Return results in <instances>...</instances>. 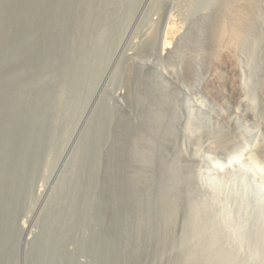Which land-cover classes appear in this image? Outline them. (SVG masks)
<instances>
[{"label":"rangeland","instance_id":"obj_1","mask_svg":"<svg viewBox=\"0 0 264 264\" xmlns=\"http://www.w3.org/2000/svg\"><path fill=\"white\" fill-rule=\"evenodd\" d=\"M245 1L0 0V264H264V0ZM239 14L231 76L214 41Z\"/></svg>","mask_w":264,"mask_h":264},{"label":"bare ground","instance_id":"obj_2","mask_svg":"<svg viewBox=\"0 0 264 264\" xmlns=\"http://www.w3.org/2000/svg\"><path fill=\"white\" fill-rule=\"evenodd\" d=\"M251 1L250 0H246L245 2H244V6L245 7H247V8H249L248 6H250V3ZM228 6V5H227ZM244 6H243V8H244ZM262 6V5H261ZM226 7V6H225ZM258 7H259V5H258ZM234 8H236V7H234ZM241 8V7H240ZM222 9V8H221ZM239 9V8H238ZM245 9V8H244ZM245 11V10H244ZM252 11H254V10H252ZM229 12H231V11H229ZM224 13H226V11L224 12ZM235 13V12H234ZM222 14V13H221ZM229 14V13H228ZM225 15V14H224ZM227 15V14H226ZM236 15V14H235ZM228 16V15H227ZM231 16V15H230ZM240 16H245V15H241V14H239V17H235L234 18V23L232 24V22H233V20L231 21V19H230V23H228V21H224V17H223V20L221 21V17H219V19L220 20H218L219 22H218V26H217V28H216V31H217V36H216V40L214 41L215 42V46L217 45V47L220 49V48H222L223 46V44H224V47H223V49L221 50V51H219L218 50V48H217V50H216V53H221V55H223L224 56V54H226L227 52V50H228V52L229 51H231L230 49L231 48H226V47H230L229 45H231L232 46V44H236L237 42V40L239 39V38H241V25H242V20H240ZM234 17V16H233ZM228 18H229V16H228ZM257 18V17H256ZM225 19H227L226 17H225ZM245 21V20H244ZM249 22V21H248ZM249 24V23H248ZM243 26V25H242ZM172 32H173V28L171 27L169 30H167L166 31V34H165V37H164V40H163V44H162V46H161V48H162V50L163 51H169L170 50V44H171V40H170V38H171V35H172ZM222 46V47H221ZM223 50H226V51H224V52H226V53H224V52H222ZM218 51V52H217ZM213 52V51H212ZM213 53H215V52H213ZM215 53V54H216ZM223 53V54H222ZM231 53V52H230ZM230 53L228 54V56H227V58H225L226 60H225V62H222V61H224V59H222V61H221V59L219 60V61H221L222 63H230V65H229V67L227 68V69H229V72L232 74H230L231 76H234L235 74H234V72L236 71V68H235V65H236V62L237 61H235V57H233V54L232 55H230ZM213 55V58H214V56H216V55ZM226 54V55H227ZM221 55H220V58H222L221 57ZM217 56H219V55H217ZM225 57V56H224ZM223 57V58H224ZM216 59H217V57H216ZM219 59V58H218ZM216 61H218V60H216ZM216 63V62H215ZM220 63V62H219ZM219 63H217V64H219ZM240 63V62H239ZM223 65V64H222ZM219 67H220V64L218 65ZM218 67V68H219ZM220 69V68H219ZM218 71H220V70H218ZM221 71H223V70H221ZM220 71V72H221ZM228 72V71H227ZM226 73V72H225ZM217 74V73H216ZM234 74V75H233ZM217 75H219V74H217ZM237 75V74H236ZM227 80V79H226ZM164 103V102H163ZM160 105V104H159ZM157 112V111H156ZM72 113V112H71ZM160 121V120H159ZM73 122V121H72ZM219 132V131H218ZM217 133V132H216ZM217 135V134H216ZM214 142V141H213ZM212 142V143H213ZM263 148V147H262ZM254 150V149H253ZM261 152V151H260ZM264 151H262V153H263ZM231 155V154H230ZM263 155V154H262ZM264 158V157H263ZM240 159V154L238 153V154H234L233 156H231L230 157V159H229V165H234L235 163H237V161ZM223 164V163H222ZM263 169V168H262ZM260 167L258 168V170H257V173H258V175H260L261 177L263 176V174H264V169L262 170ZM253 180V179H252ZM215 183H216V180H215ZM137 188V187H136ZM172 191V190H171ZM168 200V199H167ZM213 210V209H212ZM262 209H260V211H261ZM174 211V210H173ZM259 213H261V212H259ZM173 214V213H172ZM214 214V213H213ZM166 215V214H165ZM234 215L235 214H233V217H234ZM252 215V214H251ZM254 215V214H253ZM213 216V215H212ZM236 216V215H235ZM232 217V216H231ZM232 217V218H233ZM252 217V216H251ZM251 217H249V219L251 218ZM237 218V217H236ZM173 219V218H172ZM175 219V218H174ZM241 220V219H240ZM206 221V220H205ZM242 221V220H241ZM220 222H223V221H220ZM219 223V222H218ZM244 225H248V226H251V228H252V230L251 231H253L254 232V230H255V232H256V229L258 228L257 227V225H261L259 222H257V220H255V219H250V221H247V222H245V223H243ZM171 225V224H170ZM234 225H242V223L240 224V223H237V222H234ZM172 226V225H171ZM229 227V226H228ZM233 227H236V226H233ZM254 227V228H253ZM239 228V227H238ZM244 228V227H243ZM249 229V228H248ZM160 230V229H159ZM244 231V230H243ZM211 232V231H210ZM239 232V231H238ZM240 233V232H239ZM252 233V232H251ZM250 233V235L252 236V234ZM260 233V232H259ZM242 234V233H241ZM244 234V233H243ZM246 234V233H245ZM258 234V233H257ZM234 235H236V232H235V234ZM248 235V234H247ZM238 236V235H237ZM257 236V235H256ZM258 236H260V235H258ZM245 236H243V235H241L240 237H238L239 239H242V238H244ZM248 237V236H247ZM234 238H235V236H234ZM250 238H252V237H250ZM264 238V237H263ZM262 239V238H261ZM260 239V240H261ZM220 240H222V239H220ZM247 240V239H246ZM255 240H258V239H255V237H254V241H251L252 243H256L257 241H255ZM260 240H259V242H260ZM235 242V241H234ZM240 242V241H239ZM249 242V241H248ZM254 245V244H253ZM252 247V246H251ZM250 247V248H251ZM253 248V247H252ZM252 250V249H251ZM216 256V255H215ZM247 257V256H246ZM203 258H204V256H203ZM213 258H214V256H213ZM218 259V258H217ZM244 259V258H243ZM250 259V258H249ZM252 259V258H251ZM214 260V259H213ZM205 261H207V260H205ZM238 262V261H237ZM219 263V262H218ZM229 263V262H228ZM205 264V263H204ZM230 264V263H229ZM239 264V263H238Z\"/></svg>","mask_w":264,"mask_h":264}]
</instances>
